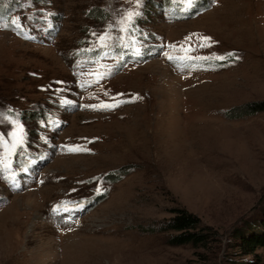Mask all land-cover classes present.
I'll return each instance as SVG.
<instances>
[{
    "label": "rangeland",
    "instance_id": "1",
    "mask_svg": "<svg viewBox=\"0 0 264 264\" xmlns=\"http://www.w3.org/2000/svg\"><path fill=\"white\" fill-rule=\"evenodd\" d=\"M9 6L0 264H264L234 235L264 216V112L225 115L264 101V0ZM182 209L205 247L168 243Z\"/></svg>",
    "mask_w": 264,
    "mask_h": 264
},
{
    "label": "trees",
    "instance_id": "2",
    "mask_svg": "<svg viewBox=\"0 0 264 264\" xmlns=\"http://www.w3.org/2000/svg\"><path fill=\"white\" fill-rule=\"evenodd\" d=\"M11 7L0 8V16L9 18ZM91 16L97 20L106 16L99 10H94ZM264 112V101L254 102L243 106L233 107L227 111L228 119H241L243 117L254 116ZM259 232L245 235L235 232L237 240L236 247L240 251V255H255L258 249H264V216L259 223ZM164 231L173 232L169 244L173 246L191 245L193 247H205L211 241V237L215 233H211L209 229L200 226V220L196 216L185 210H175L174 216L164 224Z\"/></svg>",
    "mask_w": 264,
    "mask_h": 264
},
{
    "label": "snow or ice",
    "instance_id": "3",
    "mask_svg": "<svg viewBox=\"0 0 264 264\" xmlns=\"http://www.w3.org/2000/svg\"><path fill=\"white\" fill-rule=\"evenodd\" d=\"M203 39H207V38H203ZM218 59L223 61L225 59V57L224 56H220V57H218Z\"/></svg>",
    "mask_w": 264,
    "mask_h": 264
},
{
    "label": "bare ground",
    "instance_id": "4",
    "mask_svg": "<svg viewBox=\"0 0 264 264\" xmlns=\"http://www.w3.org/2000/svg\"><path fill=\"white\" fill-rule=\"evenodd\" d=\"M157 156V155H156Z\"/></svg>",
    "mask_w": 264,
    "mask_h": 264
}]
</instances>
